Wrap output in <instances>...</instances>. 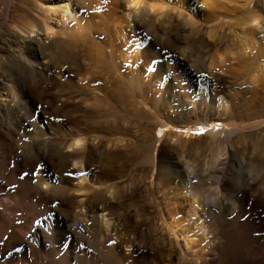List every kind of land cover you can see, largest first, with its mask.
Instances as JSON below:
<instances>
[{
	"label": "bare ground",
	"instance_id": "bare-ground-1",
	"mask_svg": "<svg viewBox=\"0 0 264 264\" xmlns=\"http://www.w3.org/2000/svg\"><path fill=\"white\" fill-rule=\"evenodd\" d=\"M99 1L110 2L108 23L105 21L109 26L108 31L106 29L107 38L124 58L139 59L140 55L144 58L146 54H151L149 49L159 45L156 41H146L145 34L149 27L141 17L147 18L152 14L155 18L158 11L164 12L165 8L158 3L145 4L144 0H122L121 3L119 0H96L94 3L98 2L99 5ZM178 1L187 9V13L183 12L187 14L186 23L176 32V40H160L167 71L172 72L166 80L169 88H178L177 72L171 60L178 61V65L184 68L185 75L178 71L181 78L187 76L192 80L199 73L196 72L200 70L197 60H193L194 49L190 53L188 48L179 46V41L184 39L186 46L192 45V41L198 46L209 45L202 36L205 31L201 33L197 29L199 23L196 19L202 13L214 15L221 11L229 14L228 24L235 28L230 33L237 40L240 50L249 53L262 48L259 52L264 55V0ZM94 3L91 0H0V264H109L110 260L106 259L109 255L129 262L134 259L137 246L157 249L153 256H140V264H170L172 261L179 264L181 261L187 264H264V122L260 120L251 127L255 129L253 145L248 146L249 149L244 148L242 157L245 159H240L237 152V161H233V158L240 145L237 148L238 144L234 143L227 148L222 144L231 141L230 138L245 131L248 126L225 129L222 125L220 134L223 132L226 138L223 142H218L221 135L215 133L214 128L204 137L190 136L192 139L186 146L179 141V137L171 135L170 141L176 138L174 142L179 141L183 146H171L168 150L164 148L163 155L158 157L160 166L159 176L156 177L165 180L168 185H174L170 187L172 192L169 191L174 197H170L168 204L163 200L164 207L148 201L151 208H156L155 213H148L150 208L145 206L141 211L136 210V222L128 230H124L125 223H130L126 215L112 213V205L124 203L125 196L121 185H118L120 182L115 184L122 174L114 169L115 164L103 162V156L110 146L106 147L96 135H85L87 132L80 135L78 131L68 129L66 115H59L60 108L54 107L55 100H51L48 92V87L58 82L63 73L72 72L74 60L68 51L91 46V21L95 18L92 12L96 7L91 4ZM131 15L141 18L140 22H132ZM218 51L209 59L211 61L206 70H200L208 73L206 77L198 78V93L204 98L223 79L224 63L232 61L227 58L228 51L222 54ZM240 54L246 56L245 53ZM249 77L252 78L250 73ZM257 78L253 77L251 82L254 83ZM180 88L179 91H182ZM188 93L194 92L189 89ZM59 97L61 100V95ZM219 104L227 109L223 102ZM210 121V118H203L198 120L197 125L209 127ZM158 128L163 129L159 136L165 137L167 127L156 125L150 128L149 136L143 142L146 146H143L146 149L143 158L148 165L152 158L154 164L150 165H154V168L157 167L155 144L160 138L156 137ZM197 140L220 146L215 155L212 153L214 157L211 163H205L214 172H219L217 168L220 166L222 176H205V169L208 168L205 163L199 170L195 169L192 163L194 158L191 160L190 156L198 150ZM250 150L251 153L248 152ZM221 159L225 160L224 163H221ZM108 160L112 163L113 158ZM95 169L99 171L97 176L93 173ZM34 171L38 175L20 178L23 173ZM148 177L150 179V175ZM210 177L217 181V190L216 186L213 189L208 183L212 189L199 195V187ZM168 219L170 224L167 223ZM75 242L80 246L78 250L73 246L67 249V243ZM197 246L201 249L195 252Z\"/></svg>",
	"mask_w": 264,
	"mask_h": 264
},
{
	"label": "rangeland",
	"instance_id": "rangeland-1",
	"mask_svg": "<svg viewBox=\"0 0 264 264\" xmlns=\"http://www.w3.org/2000/svg\"><path fill=\"white\" fill-rule=\"evenodd\" d=\"M94 1L96 2V0H93V1L91 0L92 3H94ZM119 1L121 3L122 0H119ZM143 2L145 4L147 3L152 4V2L154 4L158 3L161 8H165L163 9L164 12L166 11V13H164L163 11L160 12L159 10L158 11L159 14L156 13L158 14L156 15L157 18L155 17L156 19L153 17L154 15L152 14H150L149 17L147 18L141 17L142 21L147 25V27H149L147 28L148 30L146 31V34H145L146 41L159 42V45L154 47V49H149L151 51V54L150 55L148 54V56L146 54V57H144L146 59H144L140 55L139 59L137 58L138 60L134 58H127L129 59L128 61L126 57L124 58L122 53H119L121 51L117 49V47H114L111 43H109L110 39L107 38L109 37L108 32H107L108 31L107 28L109 27L107 25L108 23L107 17H109V15H107L108 14L107 11L111 5H110V2L101 1L100 3L99 1V5L102 4L100 6L98 5V2L97 4L94 3V5L91 4L92 6H96L95 10L92 12L93 18L94 17L95 18L94 19L92 18L94 20V21L92 20L93 22L91 21L92 29H93L92 31L93 38H92L91 46H87V47L80 46L78 48H74L68 51L74 60V64H72L73 66L72 72L69 74L66 72L63 73V76H62L63 78L59 77L58 82L53 83L51 84V86L48 87V92H50L49 94H50L51 100L52 99L55 100V101L52 100L54 103L53 104L54 107L57 106L55 108H60L59 115L62 117L66 115L65 118L68 121L66 122V125H67L66 127L68 129L71 128V130L75 132L78 131V134L80 135H84L86 132L87 133L85 135L87 134L88 135L91 134L92 136L96 135L99 138V140L104 143L105 146L106 145L110 146V147L106 146L110 150H107L105 152V155L103 156V160L105 158V161L103 162L105 163L107 161L109 165L112 164L113 166L115 164L116 166H114V169L116 171H119L118 173L124 175L123 177L121 175L123 179H121V177L119 176L120 179H117L115 184L120 182L118 183V185L119 186L121 185L122 194L125 196L124 203H121L119 205L117 203L113 204L111 211L112 213H117V214L121 213V214L126 215V219L127 221H130V223H125L124 230H128L130 229L128 227L134 226L136 222L134 221L136 220L135 218L136 210L141 211L143 207L145 206L146 208L147 207L150 208V209L148 208L149 209L148 213L150 214L155 213L156 208H153V207L151 208V205L149 204L150 202L148 201L152 200L153 203L156 202L155 203L156 205L160 204L162 207H164L165 206L164 201L166 200V203L168 204L170 197H174V194L170 193L172 192L170 191V187L172 188L174 187V185L173 184L168 185L167 183H165V180H162L163 181L162 182L161 178L158 177L159 176L158 168L160 166L159 159L161 158L165 150L170 149L171 146L172 147L179 146L180 145L179 141L183 144L185 143L184 146H186V144H188V142H190V140L192 139L190 136H193V138L200 137L195 134L196 133L195 131L200 129V127L206 130V133L209 130L211 131L212 128H214L213 131L215 133L218 132L219 135H221L219 136L220 138L218 142L220 141L223 142L224 140H226V138L223 132L220 134L222 125H223V128L225 129H227L226 127L235 128L237 126V128H242V127L248 126V128L245 131H242L243 133L241 132L235 137L233 136L234 139L232 137L230 138L231 141L228 142L227 140V142L224 141L222 144L223 147H225L226 145L227 148H230L231 144L234 145V143L235 145L238 144L237 148L240 145L239 146L240 149L239 148L237 149L234 155L235 158H233V161H237L239 160L240 157L244 158L242 157L244 148L247 149L248 146L250 148L254 143V140H253L254 131L253 130L255 129H252L251 127L259 123V120L260 122H264V81H263L264 80V74H263L264 73V55H262L263 54L262 52L261 54L259 52L262 48H256L254 49L255 51H250V52H249V49H247L249 53H247V51L246 52L241 51L242 49L240 48L237 40L235 39L233 35L231 36V33H233V30H235V28H233V26L231 27V24L230 25L228 24L229 19H230L229 14H226L225 12H221V11L219 12L217 11V13L214 15L213 14L208 15V14L202 13V15H200L196 19L197 22L199 23L197 24V29L201 30V33L205 31L204 32L205 34L203 33L202 36L204 37V39L208 40L209 42L208 46L207 45L201 46V44L198 46L197 43H194L193 41H192L193 47L192 45L186 46V44L184 45L185 43L184 39L179 41V46L181 48L183 47L188 48V51L190 53H191L190 50L194 49L192 51V55L194 56L193 60H197V67L200 70L201 69L206 70V68L208 67V64L211 61L209 59H212V56L214 55L215 52L219 50V48H220V51L218 52L221 54L226 53L228 51L227 58L232 60L231 62L229 61L228 63H224L223 65L224 73H221V76L223 77V79H221L218 82L217 86H214L213 90H210L208 97L204 98L201 94L198 93L199 92L198 91V88H199L198 78L199 77L203 78L205 75H208L207 71L197 70L196 72L197 73L199 72L200 74L198 73L197 77H194L192 80H190V78L187 76H185L184 78H181L178 71H180V73L183 75L185 73L184 68L178 65L179 63L178 61L176 60L172 61L170 59L172 62V67L177 72L175 73V75L177 76L176 81H177L178 88L176 89L169 88L168 86L169 84L168 82H166V80L168 79V74L171 75L172 72L168 73L167 71V65H166L167 61H166L165 56H163V52H162L163 48L161 47L160 40L162 39L163 41H169L170 39V41H174V39L175 40L177 39V36L175 34L177 31H180L186 23L185 21H186V16H187L186 14L187 9L183 5H181L182 3L180 4L178 0H163V1L162 0H144ZM98 7H101V9ZM92 8L94 9V7ZM166 9L169 11H167ZM183 12H186V13H183ZM181 13H183L182 17L185 15L186 16L183 18L180 17ZM135 15L133 16L131 15L133 19V20L131 19V21L135 23L140 22L139 20H141V18L137 19L136 17V16H139V14L136 16ZM222 18L223 19L225 18V19L223 20ZM181 19H183V21H181ZM151 25L153 27H151ZM150 27L153 29H151ZM232 28L233 30H231ZM152 31H153V34H152ZM230 31L232 32L230 33ZM208 32L210 33L208 34ZM106 33L107 35H105ZM207 34L209 36H207ZM206 46L209 48H207ZM229 49H233V50H230L229 52ZM153 50H154V53H153ZM237 53L239 54L238 56H236ZM240 53H245L246 56H243ZM154 55L156 57H154ZM207 57H208V60H207ZM201 59L204 61H202ZM152 61H154V63ZM201 61H202V64H201ZM230 65L232 66V68H229ZM248 73H250V76L252 78L258 77L254 83L251 82L252 78L250 77L248 78ZM179 86L183 87V89L180 88ZM179 88L182 91H179ZM189 89H191L194 93L193 94L188 93ZM60 95H61L62 101L60 100V97H59ZM58 99L60 102L58 101ZM64 99L65 100L67 99V100L65 101ZM220 102H223L225 107H227V109L225 108L226 110L220 107V104H219ZM203 118H210L211 121L209 122V127H205V126L202 127L200 125H197L198 120H202ZM224 124H226V126ZM156 125L158 126L164 125L165 127H167L166 128L167 134L165 135V137L163 136L160 137L159 135L161 134L163 129H160V128L157 129L156 137H160V138L158 142L155 144V154H156L155 157L157 160L155 165L157 167L154 168L153 167L154 165L153 166L150 165L151 163L154 164L153 160H151L152 158H150L152 156V153L151 152L149 153L150 154L149 158L151 162V163L149 162L150 163L149 165L147 161L144 160L145 156H143V153L145 152L144 155H146V149H145L146 146L144 144L145 143L144 139L149 136L150 128L153 129L154 126ZM106 129L108 130L107 132H106ZM188 133L189 135H187ZM171 135H175L179 137L178 143L174 142L177 140L176 138L174 141H170ZM241 136H243L242 137L243 139L241 138ZM202 137H204V135H202ZM151 139L152 141H154L153 136L151 137ZM108 140L111 141L110 142L111 144L109 143ZM152 141H151V145H153ZM167 141L170 144H168ZM202 142L198 141V144H197L198 150L194 154H192V156H190L191 160L194 158L192 160V163L196 166L195 167V169L197 168L196 170H199V168H201V165L207 166L208 164H210L212 161L211 158L214 157L217 147H220V146H214L213 144H210L208 141L205 142V140ZM183 144H181L180 146H183ZM166 145H168L169 148ZM179 147H176V148H179ZM201 147L202 149H200ZM251 151L252 150L248 152L251 153ZM237 152H238L239 158L236 156ZM198 153L201 156H199ZM115 156L117 157L115 158ZM112 158L113 160L111 163V160L109 161L108 159H112ZM118 158L121 161H119ZM223 159H221V163H224L225 160L223 161ZM116 160L119 162L117 163ZM198 160L199 161L201 160V161L199 162ZM205 162L208 164H206ZM122 166L123 168H121ZM205 168L207 167H204V169ZM211 168L212 167L208 165V168H207L208 171L207 169L205 170L207 173L208 172L209 173L208 174L205 173V176H211V177L213 176L215 177V175H217L218 177L222 176V174L220 173L221 172L220 166H218L217 168L219 172H214L213 170H211ZM93 173L97 176L99 174L98 169H95ZM149 175H150V179H148ZM156 175L158 176L156 177ZM211 177L210 179L205 181V184H203L205 188H203V186H200L201 188L199 187L198 190L202 191V193L201 191L200 192L198 191L199 195H202L203 193L210 191L212 188L214 189L215 186H216L215 190H217V187H218L217 186L218 184H216L217 181H215L214 179L212 180ZM113 182L111 181V183ZM208 183L212 188L208 185ZM147 184H149V186ZM159 184H162V185H159ZM206 186H209V187H207L206 189ZM156 187L158 188L156 189ZM125 188L127 190H125ZM148 189L151 190V193L149 192ZM158 189H159V192H158ZM145 191H147L146 192L147 194L148 193L150 194H148L147 196ZM78 196H84V194H79ZM128 208L129 209L131 208L132 210H129ZM165 213H164V216L165 218H167L168 216ZM100 221H101V218H100ZM169 222L171 223V221L168 219L167 223L170 224ZM73 244L67 243L66 244V246L68 247L67 249H70V246H73V248L76 247V250L80 248V246L76 245V242ZM139 247L140 246L136 247V251H135L136 254L134 256V259L129 260L130 264H140L139 263L140 256H143V255H146L147 257L153 256L155 255V252L157 250L151 246H148L146 248H141V247L139 248ZM195 247L194 249H196ZM200 249L201 248L197 246V249L195 250V252H197ZM106 259L110 260L109 264H128L129 263L127 259L124 261H121L118 258L116 259L115 257H111V255L106 256ZM181 263L187 264V262H182V261ZM170 264H179V263L177 261H172Z\"/></svg>",
	"mask_w": 264,
	"mask_h": 264
},
{
	"label": "snow or ice",
	"instance_id": "snow-or-ice-1",
	"mask_svg": "<svg viewBox=\"0 0 264 264\" xmlns=\"http://www.w3.org/2000/svg\"><path fill=\"white\" fill-rule=\"evenodd\" d=\"M149 59H151V58H149ZM153 63H154V61H152ZM38 167H40V166H38ZM29 175H31V176H36V175H38V172H32V173H29V172H25V173H23L22 175H21V179H24L25 177H27V176H29ZM33 182H35V180H33Z\"/></svg>",
	"mask_w": 264,
	"mask_h": 264
}]
</instances>
